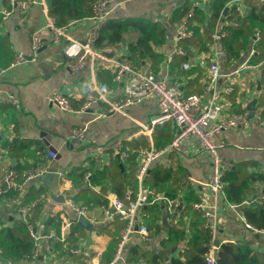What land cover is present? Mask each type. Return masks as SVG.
Wrapping results in <instances>:
<instances>
[{
	"label": "crops",
	"instance_id": "0c3cea01",
	"mask_svg": "<svg viewBox=\"0 0 264 264\" xmlns=\"http://www.w3.org/2000/svg\"><path fill=\"white\" fill-rule=\"evenodd\" d=\"M184 1L111 0L108 6L109 15L112 17L129 18L143 15L164 24L165 41L156 47V50L163 55L157 75L167 78L182 93L187 78L182 75L174 76L171 73L169 56L172 57L174 54L176 43H178L176 32L183 24V19L172 21L171 15ZM188 1L203 6L206 13L205 19L207 18L206 6L209 0ZM231 5H236L241 14L247 10L244 0H232L228 3V6ZM4 6H7V0H0V9ZM48 19L52 18L48 15L45 0H36L25 13H14L8 19L0 20V70H2L0 75V185L5 187L4 175L9 168H15L19 172L40 173L26 185L22 193H18L16 198L4 194L0 196V230L13 226L16 220L21 218L17 211V202L28 195L30 187L40 189L37 200L42 203V210L34 226L41 238L34 246V253L25 259H10L5 256L0 247L1 258L7 264H86L85 258H88L92 264H109L114 257L116 240L119 239L120 230L125 226L126 220L113 217L107 221H101L104 205L99 201L106 199L109 204L112 199L120 198L113 190V184L108 176L109 171L101 185H94L90 180L91 186H88L84 178H79L77 174L81 169L91 172L97 167L100 169L105 167L107 172L109 164L118 159L112 156L118 146L128 151L141 147H155L153 135L159 126L150 133L143 131V126L147 125L150 117L157 112V104L154 100H147L123 112L108 111L109 103L106 101L93 104L88 111L81 114L68 113L59 109L50 101L53 92L64 93L75 108L81 105L85 92L100 82H105L112 88V93L107 97L110 101L120 99L122 92L120 84L112 82L105 69L97 71L94 68H87L82 71H71L68 68V58L64 54L63 47L70 41L80 45H92L99 23L92 19L83 18L69 24L66 27V34L70 41L65 38L63 40L62 37L59 44L52 42L50 29L40 31L41 47L35 56L31 57L32 33L45 26ZM225 21V18L220 20L216 29L217 34L220 32V25ZM134 38V33H127L124 42L110 46L109 55L115 58L128 57L129 44L135 41ZM222 49L218 37H215L208 51H193V56L187 61L189 63L187 69L199 68L201 77L198 83L203 85L207 78L210 61L218 58L220 71L226 74L219 79L217 85L223 97V113L236 112L228 97V93L235 91L233 104L248 111V103L255 99L253 114H257L262 109L258 99L264 96V81L260 82L258 64L249 61L247 66L239 67L252 47H248L238 59L232 60L229 64L220 56ZM18 53L24 55V60L13 64ZM145 65L146 63H141L139 66L145 68ZM101 74L106 80L102 79ZM191 74L195 76L197 71ZM227 85H231L233 90L224 92V87ZM9 96L18 101L17 108L8 102ZM104 113L105 115H102ZM161 127L164 130L169 128L170 133L173 134L171 122ZM72 131L80 133L73 138ZM141 138L146 143L138 142L135 147L127 145ZM216 138L228 143L219 151L221 158L231 161L233 166L237 164L245 167L247 171L258 172L264 176V130L258 127L254 120L244 129H228ZM49 151L55 152V157H51ZM49 156L54 160H50ZM139 159L137 154H131L124 160L119 159V166H122V163L126 166L125 174L130 173L127 167L129 162L135 165L129 175L135 178V183L125 188V197L127 192L130 195L134 192L136 196L141 188L150 193L148 185L142 184L143 179L139 181L136 177ZM156 163L165 166L178 165V168L183 170L191 189L198 196L201 191L206 190L204 184L209 175V161L206 154L200 151L195 140H186L177 149L171 150L162 159L152 164ZM50 165L61 169L56 194L61 195L64 198L63 201L56 200L47 184L41 180V175ZM20 177L19 174L18 180ZM253 185L255 195H261L264 192V178L255 181ZM184 195L185 189L177 193L179 204L172 213L167 209L169 197L164 191L157 193L153 199L160 209L158 216L152 217L150 210L144 211L148 208L147 204L137 210L136 220L147 227L149 238H145L138 231L131 233L123 253L125 259L130 246H138L142 250L158 253L161 264H169L171 257L179 256L183 243L168 249L164 248L163 244L170 227L179 221L186 222L189 219L188 215H181V209L185 204ZM251 196L244 203L248 204ZM204 202L210 203V198L205 197ZM72 204L87 207L90 227H84L78 223ZM241 211V206L236 209L224 206L219 210L224 220L218 230V239L221 244L247 243L252 249L264 252V235L243 227L238 218ZM152 220L161 226L158 232H155ZM118 222L123 224L121 228L117 227ZM78 226H81L83 230L77 229ZM186 234L188 235L187 231ZM6 241L7 237H1V242ZM111 248H114V251L109 259ZM107 259L109 260L106 261Z\"/></svg>",
	"mask_w": 264,
	"mask_h": 264
},
{
	"label": "trees",
	"instance_id": "16d2710c",
	"mask_svg": "<svg viewBox=\"0 0 264 264\" xmlns=\"http://www.w3.org/2000/svg\"><path fill=\"white\" fill-rule=\"evenodd\" d=\"M230 1L232 0H209L206 6L208 10L206 19L204 7L188 0L182 2L171 15L172 21L183 19V24L188 30H191L190 35L178 39L182 53H174L169 61V70L174 76L182 75L187 78V82L183 86L184 95L201 92L207 83V78L203 85L198 83L201 77L199 68L184 69L182 65L193 56L194 50L208 51L210 49V45L215 40L214 35L217 33V26L222 18H225L226 21L220 25L222 34L218 36V39L228 55L225 62L229 64L232 60L238 59L241 53L251 46L254 52L249 61L258 64L260 82L264 81V1L244 0L247 7L244 14L239 12L236 5L228 6ZM93 2L94 0H45L48 15L58 27L67 26L72 21L92 16ZM190 12L191 14H189ZM127 33L135 34V41L129 44L130 54L132 56L139 54L141 57H147L150 60L152 70L157 74L160 70L163 55L156 50V47L163 44L166 37V28L161 21L143 15L129 18L109 15L98 23L96 33L92 39V45L96 48L104 45H117L125 41ZM256 34H258L259 38L252 43ZM195 71H197V75L192 76L191 73ZM102 79L106 80L103 76ZM234 92L228 93V97L234 111L240 112L244 108H239L233 104ZM258 100L259 106L262 108L261 111H264V96ZM163 125L156 126L159 129L156 128L157 130L155 129L156 131L153 135L156 148L163 147L170 141L172 136L169 128L164 130L161 127ZM138 142L146 143L141 138L136 142L127 143V145L135 147ZM11 146L13 147V145ZM119 162L120 160L116 159L110 163L107 172L105 167L101 169L97 167L91 172L81 169L77 176L83 179L85 171L90 172L92 183L101 185L102 180L109 171L108 176L113 184L114 192L120 200L126 201L125 188L135 183V178L129 176L135 165L133 162H129L127 167L130 173L127 172L128 174H125L126 166L123 163L122 166H119ZM17 172L19 174L21 171ZM263 178L264 176L261 173L247 171L245 167L237 164L225 171L222 177L225 182V192L228 201L241 205L246 220L259 229H264V198L254 194L253 183ZM142 184L148 185L150 190L146 203L148 208L144 211L150 210L152 217L160 214L158 205L153 201L157 193L164 191L169 199H174L177 198L179 191L185 189V204L181 209V215H188L189 219L186 222L179 221L169 228L163 246L168 249L173 245L183 243L179 256L171 257L169 264H205V253L208 250L210 232L203 226L201 210L192 205L193 202H197L200 199L194 190L191 189L183 170L179 169L178 165L173 166V164H170V166H165L156 163L149 168V172L145 173ZM18 193L5 187L4 195L16 198ZM38 194H40V189L36 190L33 186L30 187L28 195L24 196L21 201V203H33L26 219L18 218L13 226L0 230V247L3 249L5 256L10 259H25L32 254L34 240L30 235L29 226L34 228L42 210V203L37 200ZM249 196H251V199L254 198L255 202L245 204L244 202ZM132 197H135L134 192H132ZM99 202L104 206L108 205L106 199H102ZM122 226L123 224L118 222L117 227L121 228ZM152 226L155 232L161 229V226L154 220H152ZM79 228L82 229L81 226L77 227V229ZM4 236L7 237V241L1 242V237ZM116 241L118 242V240ZM113 249L111 248L110 250L109 259L113 254ZM181 256L183 258H180ZM215 257L216 264H264V252L252 249L247 243H222ZM126 259L128 261L143 259L146 264H161L158 253L142 250L138 246L129 247Z\"/></svg>",
	"mask_w": 264,
	"mask_h": 264
},
{
	"label": "built area",
	"instance_id": "2783aa9c",
	"mask_svg": "<svg viewBox=\"0 0 264 264\" xmlns=\"http://www.w3.org/2000/svg\"><path fill=\"white\" fill-rule=\"evenodd\" d=\"M35 2L36 0H7V6L0 9V20H6L14 13H25L29 6ZM110 2L111 0H94L92 3V16L86 18L97 22L102 21L109 16L110 9L108 6ZM67 26L58 27L52 19H48V23L45 26L35 30L31 37V57H34L41 47L40 31L50 29L52 42L59 44L62 37L63 40L64 38L69 39L66 34ZM176 33V39L178 40L181 37L190 35L191 30H188L182 24ZM220 34H222L221 31L218 34L216 33L214 38ZM258 38L259 36L256 34L252 43L256 42ZM110 50V46L107 45L96 48L89 44L80 45L75 41H70L63 47L64 54L68 58V68L71 71H82L87 68H94L97 71L102 69L107 70L111 81L120 84L122 92L120 99L110 101L107 97L112 93V88L107 83L100 82L85 92L81 105L76 108L72 106L69 98L62 92H53L50 96V101L64 112L81 114L100 101L109 103L108 111L123 112L132 106L142 104L144 101L154 100L157 104V112L150 117L148 124L143 126V131L150 133L156 126L171 122L173 134L170 141L161 148L149 146L132 151L122 150L118 146L112 155L114 158L117 157L124 160L131 154H137L140 157L136 169V177L139 181L143 179L152 163L162 159L171 150L177 149L186 140H195L200 151L205 153L208 158L209 175L204 184L206 190L201 191L199 194L200 200L193 202L192 205L201 210L203 226L210 232L208 250L205 253V264H216V252L221 244L218 239V230L224 220V217L219 214V210L224 206L233 209L241 206L229 202L226 197L225 182L222 180V177L225 171L233 167V164L231 161L220 157V149L228 143L224 140H217L216 136L228 129H244L252 120H254L258 127L264 130V111L253 114L252 118L255 119L249 117L247 110L223 113V97L217 85L219 79L226 74L221 73L218 58L212 59L208 65L207 83L204 89L199 93L184 95L176 85L170 83L167 78L158 76L152 70L150 60L147 57H141L139 54L132 56L130 54L125 58H115L109 55ZM253 52V49L248 52L245 60L240 64V68L247 66ZM174 53H182V49L178 43H176ZM220 56L226 60L228 56L226 50L222 49ZM23 60L24 55L18 53L15 56L13 64H17ZM141 63H146L147 66L145 65V68L140 67ZM183 67L185 69L189 68V63L185 62ZM1 73L2 70H0V75ZM232 90L233 87L231 85L224 87V92ZM8 102L16 108L19 106L18 101L12 96H9ZM102 115H105V113ZM79 133V131H72L71 137L75 138ZM48 153L51 157H55L56 155L53 151H49ZM19 174L21 176L20 180H18ZM19 174L15 168H9L4 175L5 187L22 193L26 185L40 175V173L31 171H22ZM90 176V172H85L84 181L88 186H91ZM5 187L0 185V196L4 194ZM260 196L264 198V192ZM205 197L210 198V203L206 204L204 202ZM147 200L148 191L141 188L135 197H132L127 192L126 201L114 198L111 200V203L103 207L101 221H107L115 216L126 220L125 226L119 233L114 257L109 264H146L143 259L126 261L123 253L130 239V234L134 231H138L145 238H149L147 227L136 220L137 210L146 204ZM254 202L255 199L253 198L248 204ZM17 203L19 216L25 220L33 203H21V201ZM178 204L179 200L177 198L169 199L167 201L168 211L170 213L174 212ZM72 209L75 211L76 217L83 216L88 218L87 207L85 205L72 204ZM238 218L245 229L264 235V229L251 225L246 220L242 211L238 214ZM29 232L35 246L41 235L31 226H29ZM1 255L2 249L0 248V264H7L1 258ZM85 262L86 264H92L88 258H85Z\"/></svg>",
	"mask_w": 264,
	"mask_h": 264
},
{
	"label": "water",
	"instance_id": "95a60500",
	"mask_svg": "<svg viewBox=\"0 0 264 264\" xmlns=\"http://www.w3.org/2000/svg\"><path fill=\"white\" fill-rule=\"evenodd\" d=\"M256 100L252 99L248 105V111H249V116L252 117L253 116V110H254V105H255ZM50 160H54L52 159L50 156L48 157ZM61 172V169H56L53 166H49V168L47 169V171L43 172V174L41 175V180L42 182H44L45 184H47V186L49 187L52 196L59 201H63L64 198L61 195H57V190H58V177H59V173ZM77 221L79 224H81L84 227H90V222L87 218L83 217V216H79L77 218Z\"/></svg>",
	"mask_w": 264,
	"mask_h": 264
}]
</instances>
